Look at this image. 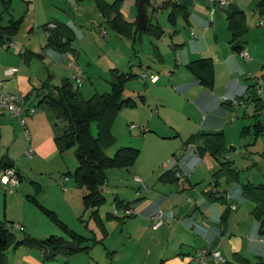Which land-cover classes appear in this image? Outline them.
Here are the masks:
<instances>
[{"label":"crops","instance_id":"0c3cea01","mask_svg":"<svg viewBox=\"0 0 264 264\" xmlns=\"http://www.w3.org/2000/svg\"><path fill=\"white\" fill-rule=\"evenodd\" d=\"M23 1L26 2L28 11L26 16H30L28 23L30 29L24 34L28 40L21 44L23 51L27 52L25 55L22 54L23 51L21 52V62L17 61L15 54L10 52L9 44L18 43L16 39L18 34L13 35L11 42L7 44L0 43V82L4 90L21 91L28 97L30 106L38 107L37 113L26 117L27 124L32 120L36 129L34 135L31 131V140L26 138L28 147L35 143L34 154L38 152L46 159L56 156L59 151L55 138L64 132L66 126L64 123L61 132L54 130V134L47 137L37 131V127L43 124L47 127L43 117H36L40 107L37 92L43 95L46 90H37L31 95L32 87L39 86L43 80L33 73V69L28 72L29 69L25 68L32 67L31 56L39 49L50 58V66L47 70L54 75H57L61 68L69 74L71 69L70 67V70L68 69L67 63L73 57L77 58L85 73V80L91 81L93 78L98 83L101 82L93 68L94 64L97 65L103 58L102 73H105V77L107 75L106 80L109 85H111L113 69L119 73H137L135 78L143 79V83L134 88L133 82L136 81H131L135 80L133 78L125 86L126 94L138 102L135 111L131 113V118L138 122H130L129 128L132 123L138 124L141 128L148 129L145 133L146 137L157 136L163 140L176 138L181 140V146L178 145L176 149L172 148L171 152L165 154L161 151L157 153L158 157L164 154L162 159L165 161L169 159L167 164L165 161H161L158 165L150 163V168H145L142 172H139L138 167H134L131 173L135 176L131 177V180L130 177L123 178L122 170L126 169L130 172L132 167L107 170L104 190L111 195L112 199L110 197L109 199L113 200V208L110 207L106 214L99 210L107 232L104 236L100 228L96 229L95 221L89 218L87 224L92 220L95 226L92 225L90 229L92 234L86 235L104 237L102 243L94 244L87 251L60 253L51 261L44 260V252L39 248L25 246L20 250L15 249L12 254V248H9L6 252L5 264H160L161 262L191 264L195 252L203 247L219 249L227 261L236 260L238 255L251 262L263 258L264 233L260 231V222L251 213L254 202L242 192L244 183L241 186H231L229 192L228 188H223V181L229 183L230 180L226 179L227 177L218 179L214 177L221 162L231 160L230 150L225 155L215 157L199 151L202 140L186 141L201 132L223 131L229 147V144L235 141L232 135H235V138L238 136L240 138L238 141L241 140L243 143L244 137L251 135L253 127L255 132L257 123L261 124V134H264V123L261 120L264 107L254 116L256 114L253 109L254 103L248 99L250 87L258 82L257 92L264 106V95H262L264 58L259 55L261 48L257 45L258 41H264V25L259 24V19L264 16L256 11V16L252 14L251 19H246L249 28L245 34L243 51L250 55L249 60L232 49L230 43L232 33L228 26L230 11L239 8L247 13L246 3L250 0H228L227 4L215 7L211 0H188V21L183 17L177 20L187 28V31L175 29L171 32L170 27L165 24L169 23L168 15L164 24L159 16L165 9L169 13L170 9L165 6L166 2L179 0H165L162 4L150 0L146 7L147 15L153 24L159 23L165 33L158 38L145 33L148 35L147 38H144L145 34H143L136 36V39L115 32L107 18L101 14L98 3L115 0H75L73 4L69 3L70 0ZM2 2L3 6L4 2H8L9 9L6 10L4 7V11L8 12L10 17L6 24L0 23V26L9 25L12 19H20L11 14L12 0H2ZM136 3L138 4L137 0ZM88 6L93 9L87 10ZM124 6L125 4L121 11L125 19L137 24L138 10H135L134 3L130 2L127 8ZM213 7L215 11L212 14ZM23 17L25 16L21 18ZM50 24L55 25L52 31L57 37L70 39L65 51L47 46L49 33L45 26ZM105 24L113 31L108 37H105L108 34L107 30L106 34H102L103 30L101 31V26ZM253 36L256 37L255 40ZM103 37L107 39L104 40ZM143 53L152 57L154 67L142 64L140 56ZM133 57H139L138 64L142 68L141 71L133 70L135 66ZM203 57H209L214 62L215 84L212 89L200 84L186 68L189 62ZM41 58L44 59L45 56ZM12 67L18 68V71L13 75H6L5 71ZM145 72L149 75H157L158 80L153 83L149 78H142L141 74ZM69 76L72 77V74L70 73ZM84 86L82 88L80 86L79 90L82 89L83 93H86ZM35 99L38 101L37 104L34 103ZM180 100L187 108L175 105V102ZM247 104L251 106L250 109ZM253 120L255 122L251 124ZM16 122L8 112L0 110V147L5 137L15 132L18 126ZM133 131L138 132L137 129L131 130ZM160 144L167 145V143ZM244 145L246 147V144ZM118 148L112 153L114 154ZM2 150L1 154L9 159L6 161L13 162L9 152L4 154ZM15 166L14 163V166L10 167L19 173L22 185L24 178ZM166 171L174 174L173 180L166 181L160 178ZM1 177L0 173V193L4 191L6 194V185L9 183H4ZM109 177L115 179L116 184L118 182L122 184L126 180L130 183L123 190H120L121 186H119L116 192H112L113 187L110 182L108 183ZM55 179L47 182L46 189L57 188L66 197L63 202L68 209L75 213L79 220L80 217L84 218L85 213L90 212V210L84 214L82 212V196L85 189L79 188L74 181L72 182L68 173H59V177ZM34 184L36 185L35 182ZM116 197L123 202V205H130L136 214L125 216L120 210L121 206L117 205ZM159 211L164 214L165 221L159 228L152 229L150 217ZM17 224L24 228L21 223ZM210 264L217 263L212 261Z\"/></svg>","mask_w":264,"mask_h":264},{"label":"trees","instance_id":"16d2710c","mask_svg":"<svg viewBox=\"0 0 264 264\" xmlns=\"http://www.w3.org/2000/svg\"><path fill=\"white\" fill-rule=\"evenodd\" d=\"M121 1L99 2L98 8L101 14L107 18L110 27L118 34L136 39V36H141L145 33L151 34L158 38L161 37L165 30L159 24H153L151 18L148 17V25L145 29L138 28L136 23L127 21L121 11ZM150 0H146L147 7ZM166 7H169L168 21L175 25L178 18L183 17L185 21L189 19L188 0H179L175 2H166ZM6 10L9 9L8 2H4ZM257 12L264 16V0H259L257 4ZM2 16L0 15V19ZM21 25L20 19H12L7 26H0V43L7 44L11 42V37L16 34ZM45 26L48 31L47 46L60 51H65L69 45L70 39L57 37L52 28ZM228 26L232 33L231 46L238 53L244 50V41L241 38L247 33L248 26L246 14L244 10L235 8L228 14ZM10 38V39H9ZM27 51H23L25 55ZM186 68L196 77L200 84L206 88L212 89L215 84V68L214 62L209 57H203L193 60L186 64ZM83 71V70H82ZM85 74V73H84ZM137 73L128 72L119 73L116 69L112 71L111 88L104 93H95L89 98H85L79 87L72 79L66 78L60 85L51 86L48 82L43 84L41 90L46 92L41 95L37 92L39 103H46L51 116L56 120H61L66 124L62 134L56 136L55 142L60 155H63L70 149L74 150L78 165L73 172H68L69 176L75 181L78 187L84 188L85 193L82 196L84 211L90 210V217L101 229L105 236L107 230L100 215V208L105 204L106 197L104 195V186L107 180V170L110 168H129L136 164L141 150L134 146H122L118 148L113 155L108 154L107 149L112 146L116 137L112 127L115 119L125 108H135L138 102L128 96L125 91L126 83L137 77ZM142 76V74H141ZM264 76V75H263ZM143 78V77H142ZM258 82L254 83L249 89L248 99L254 103V111L257 115L263 109L262 98L257 92ZM28 99V97L26 96ZM95 122L97 125V133L94 134L91 130V124ZM58 125V123H55ZM148 132L147 128H143L141 134ZM255 135L259 136L261 124L257 123L255 127ZM196 139L202 140V146L199 151L202 154L209 153L212 156H222L229 152L226 136L223 131L201 132L189 137L186 141L192 142ZM9 160L1 154L0 147V168H11L6 163ZM16 171V170H15ZM19 179L20 175L16 171ZM239 172L235 168L232 160L222 161L218 170L214 173L216 179L227 177L238 179ZM174 174L171 171H166L160 178L170 181L173 180ZM21 181V180H20ZM36 183L37 193H42L44 188L42 184ZM243 194L254 202L251 210L253 216L260 222V231L264 233V182L255 184L250 180L242 185ZM30 200L36 204L43 213L49 216L56 224L62 227L69 237L49 236L39 238L26 232L22 238H18L14 233V221L0 219V264L6 262V252L11 246L24 245L28 248H39L44 253V260L51 261L58 254H70L79 251H87L96 243H102L104 237L96 236L88 237L70 229L56 214L55 211L46 207L36 196H30ZM117 205L122 207H131L128 204L123 205V202L116 197ZM81 222L88 226V220L80 217ZM13 226L10 227V225ZM25 231V229L23 228ZM94 235V233H93ZM75 244V248H68L67 245ZM92 243V244H90ZM160 264H163L162 262ZM225 264H264V257L256 262H251L243 256H237L234 261H227Z\"/></svg>","mask_w":264,"mask_h":264},{"label":"rangeland","instance_id":"374dc122","mask_svg":"<svg viewBox=\"0 0 264 264\" xmlns=\"http://www.w3.org/2000/svg\"><path fill=\"white\" fill-rule=\"evenodd\" d=\"M66 1V0H63ZM158 3L162 4L165 0H156ZM121 9L123 7V4H125L124 7L127 8L130 2L134 3L135 10H138V6L136 3V0H122L121 1ZM259 1H247V13L246 19L252 18V14L256 16L255 12L257 10V4ZM70 4H73L71 1H69ZM57 4V3H55ZM12 6V12L11 14L19 18L21 21V25L19 30L16 32V39H18L17 42H11L9 44L10 52L15 54V58L17 61L21 62V52L23 51V47L21 46L22 42L25 40H28L24 34L28 33V30L30 29V26L28 25L30 21V16H26L27 6L26 2L23 0H12L11 3ZM41 7V5H40ZM74 7V6H73ZM93 7L88 6L87 10H92ZM258 13V12H257ZM259 14V13H258ZM0 15H2V18L0 19V23L6 24L8 22V18L10 17L8 12L4 11V6L2 0H0ZM168 15V11L162 10L159 18L165 23L166 17ZM22 16L24 18H21ZM103 21V17L101 18ZM181 21V20H179ZM11 21H9L8 24H10ZM168 27H170V32L177 29V30H183L187 31V28H184L183 24H180V22H176L175 25H172L170 23H165ZM29 26V27H28ZM248 26V23H247ZM105 28L108 31V34L105 37H108L109 35L113 34V31L105 24L104 26H101L102 29ZM249 28V27H248ZM20 31V32H19ZM147 34L143 35L144 38H147ZM245 35L243 36V41ZM253 40H255L256 37H252ZM99 39V38H98ZM101 39V38H100ZM103 39H107L104 38ZM257 45H259V55L264 58V41H258ZM45 56L44 59L41 57ZM33 57L32 61V67H26L25 69L28 70V72H31L33 69V73L37 74L39 78H41L43 81L39 84V86H33L32 92L36 90H41L43 88V84L45 82H50L49 84L51 86L53 85H60L61 82L66 79H72L74 81L73 77H70L69 74H73L72 71L66 73L64 69H60L56 74L54 75L51 72L47 70V67L50 66V58L45 55L44 51L40 50L36 53H33L31 58ZM142 57V64H149V66H152V57L145 55L144 53L141 54ZM103 61L98 62L94 64L93 71L97 73V77L101 82H97V80H94L92 78L91 81H93V84H91L90 80H85L84 83L81 85V88L84 86L86 89V93L80 90L81 93L85 98H89L95 93H104L110 90L111 85L106 80L105 73H102ZM139 57H133V63L135 66L133 67V70L136 72L137 70H142L140 68L139 64ZM69 62L67 63L68 69H69ZM156 63V62H155ZM18 65V64H17ZM145 67V66H144ZM24 69V71H25ZM70 70V69H69ZM148 70V69H147ZM68 74V75H67ZM101 74V75H100ZM136 81L134 83V88L137 87L138 84L141 82L143 83V79L141 78H135ZM136 83V84H135ZM263 84V83H262ZM262 95H264V86L262 87ZM84 90V89H83ZM37 99L34 100V103L37 104ZM176 106H182L184 108H187L185 106V103L183 101H177L175 102ZM175 108V107H174ZM176 110H180L179 108H175ZM186 111V109H183ZM132 111H135V108H125L122 110V112L118 115V117L115 119L112 130L116 137L115 143L110 146L107 149L108 154L112 155L113 150L115 148H118L120 146H127V145H134L141 149V152L139 154V157L136 161V164L132 166L130 172L126 169H123V178L134 177L135 175L131 173L134 171V167L139 168V172L143 171L145 168H150V163L152 165H158L161 161H165V159H162L165 153L168 151L171 152V150L176 149V146H181V140H176V138L173 139H160L157 136H149L146 137V134H141V132L133 131L131 132L128 124L130 122L137 123L138 121L131 118ZM50 116V118H49ZM12 117V116H11ZM25 119L27 116H23ZM37 118L43 117L45 119L46 125H41L37 127V131L41 133L42 136L46 135H53L54 130L56 132H61V128L63 127L64 123L61 120H56L51 116V111L49 110L48 106H46L45 103H41L39 107V114L36 115ZM13 118V117H12ZM17 122V127L15 129V132H12L10 136H6L5 141H3V145L1 147L2 153L6 154L9 152L11 159L15 164L16 168L20 173L22 174L24 180L21 183H19L18 187H13L10 183V185H6L7 191L6 194L4 191H1L0 193V219L2 220H13L14 221V233L15 235L20 238L19 236H24L26 232L33 234L34 236H37L39 238H46L49 236H63V237H69L68 233L60 227L58 224H56L49 216H47L45 213L41 211V209L34 204L30 200V196H36L41 203H43L46 207L50 208L51 210L55 211L57 216L72 230L83 233L85 235L92 234L91 230L92 225L94 221L90 220L88 223V226H86L85 223L81 222L77 216H75V213H72L66 206V204L63 202V199L66 198L61 194V192L53 187L46 189L47 182L52 179L56 180L55 178L59 177V173H68L73 172L75 168L78 165L77 159L74 154V150L70 149L67 152H65L63 155H60L59 153L50 158L46 159L45 157L41 156L38 152L34 154L33 157H29L26 154V150L29 149L28 147V141L24 135L23 127L21 123L18 121V119L14 118ZM30 119V118H29ZM261 120L264 123V113L262 115ZM27 121V120H26ZM28 122V121H27ZM254 120L251 124H254ZM53 123V124H52ZM55 123H58V125H55ZM66 125V124H65ZM97 124L95 122H92L91 124V130L94 134L97 133ZM29 128H31L30 131H32V135L36 132L34 123L32 120H29L28 124ZM254 127L252 128L251 135H246L244 137L243 143L238 141L240 139L238 136L235 138V135L233 136V143L229 144V147L232 145L236 147V150L232 151L230 150V155L232 156L231 160H233V164L237 171L239 172L238 179H232V178H226L229 179V183H227L225 180L223 181V188H228L229 192L231 186H241L242 183L247 182L250 180L251 182L255 184H261L264 182V134H261L259 137L255 135L254 133ZM254 133V134H253ZM161 141V142H157ZM174 141V142H171ZM160 143H167L166 146H163ZM171 143H173V146H171ZM243 144V145H242ZM246 144V147L245 145ZM1 145V144H0ZM33 149H35V143H33ZM28 148V149H27ZM173 148V149H172ZM161 151L164 154L160 157L157 156V153ZM173 158V157H172ZM169 159H166V164L168 163ZM32 180V181H31ZM71 181L73 182L74 179L71 177ZM34 182H39L42 184L45 191L43 193H37L36 186ZM75 182V181H74ZM110 182V183H109ZM108 183L111 185L112 192H116L117 188L121 186L120 190H123L124 187L129 185V180H126V182H123L120 184L119 182L116 184L115 179H112V177H109ZM21 185V186H20ZM81 188V187H79ZM85 191V190H83ZM104 195L106 197L105 204L100 208L101 213H107L109 211V208H113V200H110L111 195H109L108 192L104 190ZM113 197V196H112ZM112 199V198H111ZM250 200V199H249ZM82 212L84 214V205H82ZM90 212H86L84 215V218L86 220H89ZM21 223L24 225V230H20L19 228L15 227V224ZM13 226V224L10 225V227ZM95 226V225H94ZM98 226L96 225V229L98 230ZM25 248L24 245H20L18 247L11 246L12 253H14L15 249L20 250L21 248ZM5 264V263H2Z\"/></svg>","mask_w":264,"mask_h":264},{"label":"built area","instance_id":"2783aa9c","mask_svg":"<svg viewBox=\"0 0 264 264\" xmlns=\"http://www.w3.org/2000/svg\"><path fill=\"white\" fill-rule=\"evenodd\" d=\"M71 2H75V0H70ZM214 4V7L216 5H225L228 3V0H211ZM212 8V14L215 11V8ZM259 24L264 25V17L259 19ZM54 24H50L48 28H54ZM102 34H106L107 31L105 28L102 29ZM242 57L244 59L249 60L250 55L247 52L242 51L241 53ZM69 67L72 71V77L74 79V83L76 85H81L82 82L85 79V74L82 71L78 60L76 57H73L70 59ZM18 71V68L12 67L5 71L6 75H13ZM143 78H149L151 82H156L158 80L157 75H149L148 72L142 73ZM248 108L250 109L251 106L248 105ZM0 110H4L10 114L13 118L18 119V121L21 123L24 135L28 140H31V131L27 124L26 119L23 116H32L38 111L37 106H30L28 104V99L26 98V95H24L23 92H8L3 89L2 82H0ZM131 130H138L142 133L143 128H141L138 124L132 123L130 125ZM26 154L29 157H32L34 154V149L30 146L27 150ZM0 173L2 175L1 179L4 183H10L13 187H18L20 183V179L15 171L14 168H0ZM121 212L125 216H133L136 214V211L132 207H122ZM151 220V228L157 229L159 228L165 221L164 214L159 211L152 215L150 217ZM16 228L23 229L21 225L15 224ZM215 261L217 264H225L226 258L223 256L221 251L219 249H211L209 247H203L198 249L195 254L192 257L191 264H210V262Z\"/></svg>","mask_w":264,"mask_h":264},{"label":"water","instance_id":"95a60500","mask_svg":"<svg viewBox=\"0 0 264 264\" xmlns=\"http://www.w3.org/2000/svg\"><path fill=\"white\" fill-rule=\"evenodd\" d=\"M138 1V19H137V26L138 28L140 29H145L148 25V15H147V9H146V0H137ZM10 39V38H9ZM230 150L234 151L236 150V147L234 146H230L229 147ZM8 166H14V163L13 162H7L6 163ZM68 248H75L76 245L75 244H71L69 243L67 245Z\"/></svg>","mask_w":264,"mask_h":264}]
</instances>
